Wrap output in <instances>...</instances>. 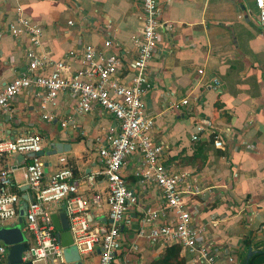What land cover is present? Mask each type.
Segmentation results:
<instances>
[{"label": "crops", "instance_id": "0c3cea01", "mask_svg": "<svg viewBox=\"0 0 264 264\" xmlns=\"http://www.w3.org/2000/svg\"><path fill=\"white\" fill-rule=\"evenodd\" d=\"M161 2L165 5L163 21L174 29L161 28L162 52L150 63L156 86L146 99L155 121L153 135L166 145L165 157L173 168L199 174L208 185H220L208 195L198 219L210 229L225 256L235 255V262L224 264H246L264 251V26L253 22L255 0ZM17 7L44 23L42 52L53 62L81 50L85 43L101 48L107 39L114 43L112 51L131 59L136 56L134 36L141 27L139 7L133 0H0V24L13 21ZM24 56L23 42L11 34L0 37V88L23 68ZM72 67H77L75 61ZM36 90H24L8 112H0V135L14 137L41 130L50 138L46 151L52 150L54 142L71 145L69 152L57 156H66L77 176L99 171L102 164L96 138L112 119L95 109L77 116V130L64 131L58 120L40 118L42 112L72 113V99L59 95L56 107L41 108ZM186 96L196 98L190 110L179 104ZM204 118L221 130L230 129L224 148H216L212 140H192L197 122ZM43 159L48 165L56 163L49 156ZM136 165L137 157L124 173L141 204L134 209V227L124 229L123 237L139 250L119 252L115 264H150L166 249L136 236L144 207L163 206L156 187L139 185ZM23 166L14 173L19 183H23ZM80 192L92 194L86 185ZM96 192L102 201L93 218L109 223L108 189L102 177L97 178ZM251 250L254 253L248 259ZM98 261L96 254L85 264Z\"/></svg>", "mask_w": 264, "mask_h": 264}, {"label": "built area", "instance_id": "2783aa9c", "mask_svg": "<svg viewBox=\"0 0 264 264\" xmlns=\"http://www.w3.org/2000/svg\"><path fill=\"white\" fill-rule=\"evenodd\" d=\"M133 1L139 7L141 27L134 36L137 52L133 59L112 51L114 43L107 39L101 48L85 43L81 50L53 62L42 52L45 29L42 21L26 16L22 7H17L13 21L0 24V37L11 34L23 42L25 53L23 68L0 88V112H8L20 93L35 87L41 108L56 107L59 95H68L74 103L72 113L42 112L41 121L58 120L64 131H75L77 116L95 109L113 121L96 138L101 169L81 176L75 174L66 156L48 165L44 156L37 155L46 151L50 140L41 130L14 137L0 135V225H16L24 209L22 231L27 240L21 256L23 263L69 264L53 222V214L59 211L68 217L73 246L84 264L96 254L98 264H115L119 252L138 251L137 244L123 237L124 229L134 227V209L141 204L140 195L128 187L124 173L135 157L134 175L139 185L156 187L163 196V206L146 205L141 211V226L136 228V236L165 247L178 245L185 264L235 262V255L225 256L210 229L198 219L208 195L220 185H208L199 174L173 168L165 157L166 145L153 135L155 121L146 99L156 86L150 63L162 52L161 28L174 27L163 21L165 5L161 0ZM255 7L253 22L264 26V0H255ZM73 61L77 63L74 69ZM199 73L203 74V70ZM193 102L195 97L186 96L179 104L190 110ZM229 131L204 118L197 122L192 140H212L216 148H224ZM18 154L25 156L21 165H24L23 183L17 182L14 174L20 166L14 164ZM29 154L34 156L27 157ZM98 177L107 183L109 223L96 222L93 218L102 201L101 194L96 192ZM85 185L92 192L89 196L80 192ZM7 254L8 247L0 244V263L6 262Z\"/></svg>", "mask_w": 264, "mask_h": 264}, {"label": "water", "instance_id": "95a60500", "mask_svg": "<svg viewBox=\"0 0 264 264\" xmlns=\"http://www.w3.org/2000/svg\"><path fill=\"white\" fill-rule=\"evenodd\" d=\"M51 151H42L37 155L40 156H50L58 155L64 152H69L71 150V145L69 143L54 142L51 143ZM34 154H29L27 157H33ZM18 165H22L25 160V156L18 154L16 156ZM25 211L21 210V217L19 222L14 226H2L0 225V243H3L8 247V254L6 257V264H32L31 262L23 263L21 256L25 249V242L27 240L26 235L22 231L23 215ZM53 222L58 232L61 245L64 247V257L69 264H84L80 254L76 247L73 246L72 234L69 231V220L65 212H59L53 214ZM254 253V251L249 252V257ZM247 259V260H248ZM248 264V263H246Z\"/></svg>", "mask_w": 264, "mask_h": 264}, {"label": "trees", "instance_id": "16d2710c", "mask_svg": "<svg viewBox=\"0 0 264 264\" xmlns=\"http://www.w3.org/2000/svg\"><path fill=\"white\" fill-rule=\"evenodd\" d=\"M181 248L178 245L166 246L164 253L150 264H185V260L180 256ZM264 262V251L256 253L248 261V264H259ZM0 264H5L3 261Z\"/></svg>", "mask_w": 264, "mask_h": 264}, {"label": "rangeland", "instance_id": "374dc122", "mask_svg": "<svg viewBox=\"0 0 264 264\" xmlns=\"http://www.w3.org/2000/svg\"><path fill=\"white\" fill-rule=\"evenodd\" d=\"M49 157H50L51 160H53V162H58L59 161V156H57V155H50ZM28 237L31 239V237L29 235H28ZM35 264H46V262L45 261H38Z\"/></svg>", "mask_w": 264, "mask_h": 264}]
</instances>
